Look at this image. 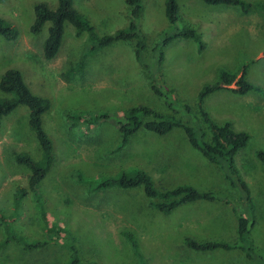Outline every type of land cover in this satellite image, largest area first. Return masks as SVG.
I'll return each mask as SVG.
<instances>
[{"label": "rangeland", "instance_id": "1", "mask_svg": "<svg viewBox=\"0 0 264 264\" xmlns=\"http://www.w3.org/2000/svg\"><path fill=\"white\" fill-rule=\"evenodd\" d=\"M139 1L143 12L137 32L153 45L167 29L164 0ZM240 1L244 7L177 0L179 18L196 31L199 41L175 40L164 48L162 63L149 60V76L170 97L175 114L153 94L143 72L142 80L137 77L131 44L118 42L90 52L94 42L88 41V34L77 35L67 23L58 55L47 61L42 45L50 24L38 35L31 34L33 8L41 2L55 8L57 0L0 2V19L18 33L14 41L0 36V77L15 69L33 95L50 101L42 128L54 151L37 193L20 194V188L27 189L29 172L16 164L13 152L38 159L40 150L26 107L0 120V264H67L71 256L81 264H191L184 259L188 248L183 238L232 244L237 229L232 211L254 222L249 233L231 251L196 252L194 264H264V164L256 155L264 152V0ZM72 4L91 22L98 38L128 26L124 0ZM223 71L244 73L254 87L245 95L219 89L203 104L213 123H229L249 136L234 158L249 202L218 166L190 147L179 128L164 136L141 129L118 149L114 122L122 121L126 111L145 106L192 123L198 92L218 84ZM185 105L193 108L190 114ZM140 171L157 190L186 185L210 192L217 200L163 214L149 207L142 187L96 188L123 173L134 176ZM180 223L193 229L179 228ZM122 231L132 234L138 249Z\"/></svg>", "mask_w": 264, "mask_h": 264}, {"label": "trees", "instance_id": "2", "mask_svg": "<svg viewBox=\"0 0 264 264\" xmlns=\"http://www.w3.org/2000/svg\"><path fill=\"white\" fill-rule=\"evenodd\" d=\"M3 0H0V2ZM209 5L225 6H243L244 2L240 0H201ZM128 8V26L115 31L111 35H103L98 38L87 18L81 15L72 4V0H57V6L51 8L47 3L41 2L34 6V22L30 28L33 35H38L43 26L49 23L48 34L42 45L43 58L52 61L58 55L62 45L63 34L66 24H70L77 32L88 34V41L94 42L89 47L90 52L100 48L108 47L114 43L124 42L131 44L135 62L141 67L145 77L149 81V86L153 94L164 101V104L173 114V105L170 97L155 86L152 77V71L149 67V60L154 58V63L159 65L164 60V48L175 40L192 39L199 41V35L191 27H186L184 20L179 18V6L177 0H164V14L167 21V29L162 31L158 42L149 45L137 32V23L142 16L143 7L139 0H124ZM244 7V6H243ZM246 10V9H244ZM17 30L0 19V36L7 41H14L17 38ZM130 42V43H129ZM201 47V45H200ZM199 47V48H200ZM85 58V57H84ZM82 68V66H81ZM70 69L67 71L69 72ZM66 73L65 71L63 72ZM150 75V76H149ZM65 77V76H64ZM234 84L235 88L229 89L228 86ZM229 90L237 95H245L254 89L245 79V74L240 76L227 71L221 73L220 82L216 85L205 86L197 94V109L191 122L183 123L169 114H162L152 108L140 106L131 108L123 115V120H116L115 129L119 135L118 149L127 144L129 137L133 136L139 130L164 136L173 129H181L190 145L198 151L209 163L216 165L222 171L223 176L230 186H238L243 194L250 200L249 191L243 181L238 177L234 166L236 154L244 149L249 141V136L245 132L235 131L229 123L217 125L212 122L208 112L203 108L205 99L216 90ZM172 91L168 90V94ZM19 106L28 109V126L34 132L36 141L40 150V157L33 159L30 154L25 152H13L16 164L25 167L28 172L27 189H19L21 194L37 193L41 181L45 178L53 162L54 151L51 140L42 128V116L49 110L51 103L48 99L39 98L31 93L27 87L21 73L15 69L6 70L0 77V120L8 116ZM187 113H191L193 108L185 105ZM257 158L264 164V152L256 153ZM153 180L144 172L140 171L134 176L121 174L120 178L109 183H100L96 186L99 189H106L112 185L127 190L136 187H142L146 198L149 200V207L160 213L169 214L176 208L195 203L199 201L212 202L217 200L210 192H200L192 186H178L173 190H157L152 182ZM236 221V241L242 240L249 233L250 227L254 225L235 211H232ZM128 241L136 250L138 246L133 240L132 234L122 231ZM232 244L221 241H196L190 237H184V245L192 251L207 253L216 250L231 251L237 248V242ZM73 249V248H72ZM71 249V250H72ZM67 264H81L74 256L70 257ZM95 264V263H84Z\"/></svg>", "mask_w": 264, "mask_h": 264}, {"label": "crops", "instance_id": "3", "mask_svg": "<svg viewBox=\"0 0 264 264\" xmlns=\"http://www.w3.org/2000/svg\"><path fill=\"white\" fill-rule=\"evenodd\" d=\"M256 17V16H255ZM256 19V18H255ZM258 19V18H257ZM249 21V20H248ZM248 21H246V23H245V25H246V27H247V30H248ZM255 22V21H254ZM251 25H253V24H251ZM232 28H233V24H232ZM223 34H222V36H221V39H222V37L224 36V34H225V32L223 31L222 32ZM132 53H133V51H132ZM133 55V54H132ZM262 55H261V53H259L258 54V57H261ZM132 59H134V56H133V58ZM135 62V61H134ZM135 64V63H134ZM137 66V69L136 70H138V72H137V74L139 73V75L137 76L140 80H142V77H143V74H142V70H141V67L139 66V65H136ZM234 87L233 88H235V85L234 84H232ZM231 86V85H230ZM230 86H228L227 88H229V89H233V88H231ZM225 91H229V90H225ZM230 92V91H229ZM232 93V92H231ZM234 94V93H233ZM199 202H202V201H199ZM197 203V202H196ZM199 209V208H198ZM220 214V213H219ZM231 214H232V216L231 217H233L234 219H235V217H234V215H233V213L231 212ZM234 222V225H236V221L234 220L233 221ZM179 226V228H189V229H193L192 228V225H188V224H182V223H180V225H178ZM235 233H236V230H235ZM236 241V240H235ZM234 241V242H235ZM233 242V243H234ZM183 249L184 250H187V249H185V246L183 247ZM187 252H188V256H184L185 258V261H188V262H190L191 264H194L198 259H195V255H196V251H189V248H188V250H187ZM197 253H201V252H197ZM208 253V252H207ZM183 258H182V260H184ZM196 260V261H195ZM209 260L210 259H203L201 262L202 263H207V262H209ZM212 260V259H211ZM222 261V260H221Z\"/></svg>", "mask_w": 264, "mask_h": 264}]
</instances>
